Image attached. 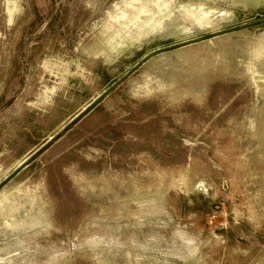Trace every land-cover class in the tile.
<instances>
[{"label": "rangeland", "instance_id": "obj_1", "mask_svg": "<svg viewBox=\"0 0 264 264\" xmlns=\"http://www.w3.org/2000/svg\"><path fill=\"white\" fill-rule=\"evenodd\" d=\"M0 264H264V0H0Z\"/></svg>", "mask_w": 264, "mask_h": 264}, {"label": "water", "instance_id": "obj_2", "mask_svg": "<svg viewBox=\"0 0 264 264\" xmlns=\"http://www.w3.org/2000/svg\"><path fill=\"white\" fill-rule=\"evenodd\" d=\"M150 54H151V53H149L148 55H146L145 58L148 57Z\"/></svg>", "mask_w": 264, "mask_h": 264}]
</instances>
